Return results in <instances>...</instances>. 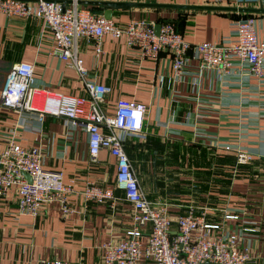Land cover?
Instances as JSON below:
<instances>
[{
    "label": "crops",
    "instance_id": "1",
    "mask_svg": "<svg viewBox=\"0 0 264 264\" xmlns=\"http://www.w3.org/2000/svg\"><path fill=\"white\" fill-rule=\"evenodd\" d=\"M109 1L264 8L234 0ZM256 14L255 27L264 39L263 13ZM237 15L235 11L130 7L112 9L110 19L118 24L139 17L155 23L170 21L185 41L195 44L226 35ZM51 45L39 19L0 14V87L6 72L25 62L33 66L35 86L86 96L77 73L51 53ZM76 45L90 77L110 87L100 103L107 115L119 99L146 107L145 138H126L123 143L143 196L167 205L172 216L188 205L203 208L209 223H219L224 231L238 235V246L248 252L243 264H264V86L242 79L235 69L221 75L213 69L198 73L191 51L184 72L173 79L165 51L153 59L141 58L123 39L109 35L102 36L98 57L91 41L80 38ZM17 119V114L0 105V151L9 139L40 147L42 167L60 171L64 183L73 180L75 192L68 197L71 213L63 214L56 203H48L39 207L36 217L16 211L14 189L0 197V264H32L36 259L102 264L101 245L122 239L131 225L132 207L123 192L113 187L114 158L100 150L91 159L84 128L70 127L59 117L46 116L40 130L18 126ZM234 144L251 153L247 163H236L230 151L221 149ZM85 181L111 187L113 199L83 201L79 191ZM224 213L237 218L224 220Z\"/></svg>",
    "mask_w": 264,
    "mask_h": 264
},
{
    "label": "built area",
    "instance_id": "2",
    "mask_svg": "<svg viewBox=\"0 0 264 264\" xmlns=\"http://www.w3.org/2000/svg\"><path fill=\"white\" fill-rule=\"evenodd\" d=\"M65 1L0 0V14L39 19L52 44L51 53L74 69L86 96L54 93L35 86L33 66L20 62L3 78L0 105L17 114L18 126L40 130L46 116L59 117L70 127L81 126L87 135V152L91 159L100 150H106L114 158L113 187L123 192L124 199L132 207L131 225L122 239L101 245L102 264H243L248 252L247 248L238 246V235L224 231L219 223H209L203 208L188 205L184 212L172 216L167 205L154 204L143 196L123 143L129 137L145 138L146 107L132 100L119 99L113 105V113L107 115L100 103L110 87L90 77L76 43L80 38L91 41L95 57L102 53L104 35L123 39L124 44L134 48L141 58L153 59L165 51L173 79L184 72L187 53L191 51L197 60L198 73L213 69L221 75L235 69L242 79L264 86V39L259 38L255 27L257 14L233 19L229 32L216 41L191 44L170 21L158 22L155 34L154 21L139 17L118 24L79 5L78 0ZM234 2L264 5V0ZM260 17L264 27V13ZM221 149L230 151L238 164L251 159V153L244 146L222 145ZM41 160L40 147H26L7 140L0 151V197L14 189L16 211L31 217H36L39 207L48 203H56L63 214L71 213L68 197L75 192L73 180L64 183L62 173L44 169ZM79 194L86 202L113 199L111 187H99L90 181L84 182ZM222 218L229 220L237 216L224 213ZM245 230L248 229H242ZM32 264L69 263L59 259H36Z\"/></svg>",
    "mask_w": 264,
    "mask_h": 264
},
{
    "label": "water",
    "instance_id": "3",
    "mask_svg": "<svg viewBox=\"0 0 264 264\" xmlns=\"http://www.w3.org/2000/svg\"><path fill=\"white\" fill-rule=\"evenodd\" d=\"M27 1V0H26ZM29 1V0H28ZM65 3V0H61ZM78 4L98 5L100 9L93 10L95 14H101L106 19L111 18L112 9L126 10L130 7H163V8H191V9H204V10H219V11H235L245 13H264V8H251V7H233V6H188V5H173V4H158L150 2H133V1H109V0H82L77 1ZM159 23L154 24L153 31L157 34ZM25 178L29 181V177L24 173Z\"/></svg>",
    "mask_w": 264,
    "mask_h": 264
},
{
    "label": "trees",
    "instance_id": "4",
    "mask_svg": "<svg viewBox=\"0 0 264 264\" xmlns=\"http://www.w3.org/2000/svg\"><path fill=\"white\" fill-rule=\"evenodd\" d=\"M87 7V6H86ZM98 8L100 7V6H97ZM87 8H89L90 10H91V8L90 7H87ZM251 13H245V12H239V15H237V16H234V17H232V18H239V17H245V16H248V15H250ZM129 138H132V137H129Z\"/></svg>",
    "mask_w": 264,
    "mask_h": 264
}]
</instances>
